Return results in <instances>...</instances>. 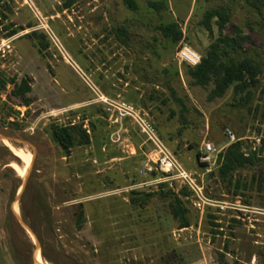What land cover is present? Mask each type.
<instances>
[{"label": "rangeland", "instance_id": "374dc122", "mask_svg": "<svg viewBox=\"0 0 264 264\" xmlns=\"http://www.w3.org/2000/svg\"><path fill=\"white\" fill-rule=\"evenodd\" d=\"M68 1L0 0V135L20 140L0 138V264H264V159L238 171V194L218 172L227 128L245 151L264 146V0ZM221 9L224 34L246 36L231 56L262 67L246 101L233 84L211 98L215 82L195 84L176 59L184 43L211 51L220 18H204ZM23 79L28 105L14 94ZM51 124L82 125L90 143L65 154ZM206 141L220 151L209 161ZM170 189L191 226L171 214Z\"/></svg>", "mask_w": 264, "mask_h": 264}, {"label": "trees", "instance_id": "16d2710c", "mask_svg": "<svg viewBox=\"0 0 264 264\" xmlns=\"http://www.w3.org/2000/svg\"><path fill=\"white\" fill-rule=\"evenodd\" d=\"M72 2L73 0H69L66 6L69 7ZM150 6L155 9H161L163 4L162 2L153 1L150 2ZM213 16L220 18L218 26L221 37L216 44L212 45L211 51L202 57L201 62L197 66L188 67V73L194 79L195 84L206 85L211 80L215 82V87L210 93L211 98L222 97L233 84L237 95H241L236 97V100L239 102L246 101L254 94L252 87L258 83V74L262 72V67L252 57L244 56L240 60H235L231 56L230 51L237 47L241 48L243 42L240 40L245 39L246 36L242 35L243 30L239 27H236V37L224 34L226 23L229 19L224 9L208 12L204 18V23L209 25ZM160 28L167 37H172L174 42H179L183 39V31L178 28L176 23L162 24ZM16 32H18V29H14L10 35ZM221 43L225 46H223L224 48L219 47ZM0 85V87L5 86V81H0ZM30 89L29 80L23 79L22 82L16 84L14 94L20 97L23 104L28 105L31 101L27 96ZM262 92L264 93V87ZM49 131L53 141L62 148L65 154H69L70 150L76 145L90 143V134L82 125L51 124ZM243 145L244 142L238 140L229 144L220 154L219 176L226 180L230 186L234 187V194H238L241 189L247 188V182L237 176L238 171L256 166L264 159V146L256 150L248 149L245 151ZM165 195L171 200V214L179 222V228L191 226V221L188 217L189 209L182 196L171 189Z\"/></svg>", "mask_w": 264, "mask_h": 264}, {"label": "built area", "instance_id": "2783aa9c", "mask_svg": "<svg viewBox=\"0 0 264 264\" xmlns=\"http://www.w3.org/2000/svg\"><path fill=\"white\" fill-rule=\"evenodd\" d=\"M176 59L180 63H185L188 66L195 67L201 62L202 57L192 47L184 43L180 45L179 49L176 51ZM225 133L231 143L238 141L239 138L232 129L227 128ZM203 150V161H209L210 154H218L220 152L216 145L211 141L204 142ZM162 153V157H159L158 160H155V162L164 172H168L171 175L174 174L179 170L177 164L170 156L165 154L164 151H162Z\"/></svg>", "mask_w": 264, "mask_h": 264}, {"label": "bare ground", "instance_id": "6f19581e", "mask_svg": "<svg viewBox=\"0 0 264 264\" xmlns=\"http://www.w3.org/2000/svg\"><path fill=\"white\" fill-rule=\"evenodd\" d=\"M9 142V141H8ZM10 143V142H9ZM10 144H12V143H10ZM14 146V145H13ZM12 146V147H13ZM20 152H21V154H19V153H16L18 156H19V158H21V160H24L26 163H27V165H28V167L30 166V164H29V162L32 160V158H33V155H32V153L30 152V151H27V149L25 150V149H20ZM10 166L13 168V169H15L16 171H17V173L19 174V175H25V170L18 164V163H16V162H12L11 164H10Z\"/></svg>", "mask_w": 264, "mask_h": 264}, {"label": "water", "instance_id": "95a60500", "mask_svg": "<svg viewBox=\"0 0 264 264\" xmlns=\"http://www.w3.org/2000/svg\"><path fill=\"white\" fill-rule=\"evenodd\" d=\"M0 138L3 139V140L7 139V140H9V141H11V142H12V141H20V140H17V139L11 138V137H9V138H5V137H3V136H1V135H0ZM35 264H39V263H37V262L35 261Z\"/></svg>", "mask_w": 264, "mask_h": 264}]
</instances>
